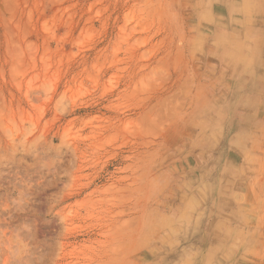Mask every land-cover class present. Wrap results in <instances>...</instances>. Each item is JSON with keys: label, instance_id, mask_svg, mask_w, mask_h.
Instances as JSON below:
<instances>
[{"label": "rangeland", "instance_id": "374dc122", "mask_svg": "<svg viewBox=\"0 0 264 264\" xmlns=\"http://www.w3.org/2000/svg\"><path fill=\"white\" fill-rule=\"evenodd\" d=\"M0 264H264V0H0Z\"/></svg>", "mask_w": 264, "mask_h": 264}]
</instances>
